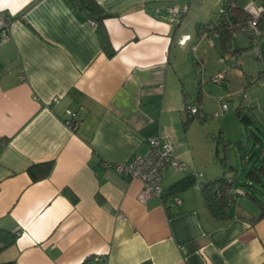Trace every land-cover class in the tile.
<instances>
[{
  "label": "crops",
  "instance_id": "1",
  "mask_svg": "<svg viewBox=\"0 0 264 264\" xmlns=\"http://www.w3.org/2000/svg\"><path fill=\"white\" fill-rule=\"evenodd\" d=\"M96 1L113 14L99 25L68 0H0V12L12 18L0 36V263L264 264V217L255 221L260 213L234 202L216 217L203 197L202 187L213 182L201 173L209 174V143L187 116L185 92L195 79L185 81L181 62L187 42L208 37L197 26L194 35L179 30L186 4L205 6ZM239 62L232 71L244 78ZM225 81L224 72L220 85ZM67 110L78 112L75 127L65 123ZM158 136L169 137L185 168H167L161 200L141 204V182L103 162L143 156ZM47 162L49 175L33 182L28 168ZM262 162L258 157L250 170ZM241 197L264 211L247 190Z\"/></svg>",
  "mask_w": 264,
  "mask_h": 264
},
{
  "label": "rangeland",
  "instance_id": "2",
  "mask_svg": "<svg viewBox=\"0 0 264 264\" xmlns=\"http://www.w3.org/2000/svg\"><path fill=\"white\" fill-rule=\"evenodd\" d=\"M199 2L205 7L198 10L200 6L191 1L181 10L184 16L179 32L182 35H194L197 23L208 24L217 19L220 11L218 0ZM238 3L241 8L251 3L260 4L252 0H238ZM179 38V35L176 36L173 47L177 46L176 42ZM210 40L213 41V47L209 44ZM248 44H250L249 40L238 34L231 45L235 49H246ZM218 45L216 38L208 37L199 44L187 42L182 48L184 53L181 74L185 81L189 79L191 84L195 79V86L190 91L186 90L185 98L188 106H195L203 115L189 118V121L199 123L196 125L198 130L202 133L203 140L209 143L207 152L210 157L206 158L209 174L206 176V172L201 173L211 181L234 178L237 186H240L245 193L247 190L264 206V177L261 184L251 183L247 178L258 157L264 160V77H258V64L249 60L245 53L239 56L243 64L239 69L244 74V78L238 77L232 68H226V64H218ZM193 46H196L194 53ZM199 62L204 63V85H201ZM224 72L226 81L222 86L211 82L217 74ZM229 93L233 96L226 99L228 110L219 117L213 116L220 109L215 97ZM244 118L249 119V122H245ZM234 203L253 215H258L262 209L256 208L248 197H236Z\"/></svg>",
  "mask_w": 264,
  "mask_h": 264
},
{
  "label": "built area",
  "instance_id": "3",
  "mask_svg": "<svg viewBox=\"0 0 264 264\" xmlns=\"http://www.w3.org/2000/svg\"><path fill=\"white\" fill-rule=\"evenodd\" d=\"M224 1L218 0L220 3L219 16H223ZM230 6H235V3L230 1ZM242 10L246 13L247 18L244 23L238 24L236 35L240 34L245 36L251 46L244 52L245 55L251 58L252 61L258 64V77H264V1L260 4L251 3L248 6L243 7ZM170 24L177 25L179 22V14L174 10L170 12ZM94 25L93 22H90ZM11 24V16L5 15L0 12V36H6ZM235 35V36H236ZM202 37L212 36L218 38V32H211L209 34L204 33ZM180 44H184L185 40H181ZM209 44L212 46L213 41L210 40ZM196 48L193 50L195 51ZM243 54V53H241ZM239 56L230 50L228 52L219 54L218 63L226 64L227 68H235L240 64ZM201 68V85H203V64H200ZM224 73L217 74L211 79V82L215 85H219L222 82ZM231 96H228L230 98ZM216 101L220 105V112L223 114L228 110L226 104V96H217ZM187 113L190 118L195 116H201L199 109L195 106H187ZM65 123L69 127H75L79 123L78 112L70 110L66 111ZM215 117H219V114H215ZM174 147L171 140L167 136L150 137L148 139V147L145 155H133L129 160L123 163L111 164L103 162V166L107 169L114 170L117 174L125 177L128 180H138L141 182V189L137 195L139 203L144 204L148 200L156 199L161 200L162 190L160 188V181L167 168L184 169L185 165L178 161L173 155ZM244 195V192L239 189H232L228 192V196L235 199L237 196ZM173 203L176 206L181 205V200L177 197L173 199Z\"/></svg>",
  "mask_w": 264,
  "mask_h": 264
},
{
  "label": "trees",
  "instance_id": "4",
  "mask_svg": "<svg viewBox=\"0 0 264 264\" xmlns=\"http://www.w3.org/2000/svg\"><path fill=\"white\" fill-rule=\"evenodd\" d=\"M69 4L75 9L77 14L83 19L93 22L94 24H100L105 18L112 17L113 14L106 13L102 10L96 0H68ZM230 1L235 3V6H230ZM224 10L225 13L223 16L217 17L214 22L210 24H198L197 30L199 31V36L204 33L218 32V41H219V53H225L230 50L237 55L246 52L251 44H248L246 49H235L231 45L235 39V33H237L238 28L236 26L246 21L247 15L237 5L236 0H226L224 1ZM12 20V18H11ZM106 48L108 43L105 42ZM112 54V53H109ZM187 107V105H185ZM188 116V115H187ZM189 117V116H188ZM190 118V117H189ZM245 122H249V119L244 118ZM53 167L52 162H47L43 164H35L28 168L27 172L31 177L33 182L39 181L46 178L51 172ZM262 177H264V162H262L261 167L258 172H254L253 169L248 172L247 178L256 184H261ZM234 180L228 181L225 178L215 180L211 183L206 184L202 187L203 197L207 203V206L211 213L216 217L223 216L224 211L234 202V199L228 196V192L232 190L235 186ZM240 187V186H239ZM255 200L253 197H251ZM264 217V211L260 212L255 221ZM16 238L12 236L10 243H13ZM93 258H86L82 264H104L97 259L93 263ZM0 264H15V262H4Z\"/></svg>",
  "mask_w": 264,
  "mask_h": 264
}]
</instances>
